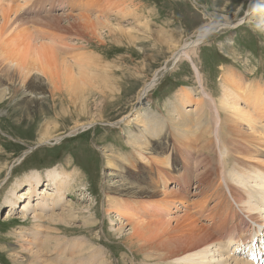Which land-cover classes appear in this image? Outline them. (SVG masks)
I'll return each instance as SVG.
<instances>
[{"label":"rangeland","instance_id":"rangeland-1","mask_svg":"<svg viewBox=\"0 0 264 264\" xmlns=\"http://www.w3.org/2000/svg\"><path fill=\"white\" fill-rule=\"evenodd\" d=\"M13 1L17 2V0ZM22 1L19 0L21 3ZM64 1L66 4L67 0ZM109 1L68 0L73 7L67 6L51 13V15L59 14L64 17L63 19L66 15L78 17L81 14L90 15L92 19L103 14L101 16L103 18L104 13H107L113 22L126 27L134 25L137 27L128 35L115 31L109 34L108 29H100L98 32L100 35L90 40H86L87 38L78 40L75 35L70 34H66L65 38L62 37L66 42L86 47L84 51L91 59L78 60H83L86 65L83 72L98 76L96 86L81 90L83 93L74 92L75 88L82 89L79 75H76L77 81L73 85L69 83L71 73L61 75L54 70L50 71V76L56 80L65 76V82L62 78V87L58 84L61 89L60 98L54 97L55 102L48 99L49 108L46 113L37 112L26 116L23 110L28 105L27 100L30 96L22 98L18 93L13 100L6 99V103H0V264H28L25 260L26 254L23 252L18 254L13 248L23 237L18 232L29 231L30 233L24 235L29 241L32 239V233L39 231L32 214L41 205L39 202L41 196L48 197L53 193V186L47 184L50 173L53 172L63 176L65 184H67V176H73L75 179L72 183L74 188L69 187L64 190L59 206L66 210L70 203L75 213L85 208H91L95 213V220L90 223L87 214L81 212L80 219L72 222L70 232L62 236L65 235L67 241L75 242L79 239L84 242L88 238L92 239V244L99 247L107 256L109 264H126V262L142 264V256L139 252L136 254L137 257L132 256L130 245L125 240V237L130 236L132 232V223L125 225L122 233L115 231L120 222H125L126 218L121 216V209L118 210L108 204L106 192L112 185L108 181L119 180L120 184H124L121 186L123 187L121 192L111 187L115 192L111 193L110 198L115 201L135 200L144 204L146 198L142 200L143 197L139 194V197L128 195L129 188L124 189L131 185L134 187L141 185L140 176L151 175L156 178V164L160 166L165 164L163 168L167 172L178 174L179 171L168 161L172 150L175 151L173 157L176 163L182 160L181 149L176 145L178 135H173L169 128L165 131L167 132L165 135L161 134L157 127L152 126L154 121L159 124L172 115L174 99L179 90L193 88L197 91L199 85L196 82L195 65L203 75L206 87L216 99L222 94L224 79L227 76L228 79L230 77L233 82L239 84L238 90L241 92H245L246 86L252 81L254 90L248 99L254 100L256 104V99L260 102L264 101V0ZM25 15L29 18L28 26L32 28L31 30L36 29L45 38L48 37L51 32L47 31V34L35 28L34 18H38L36 15L33 13ZM240 20L241 22L238 23ZM65 22L66 19L63 20V23ZM226 22L238 24L222 25ZM42 28L45 31L53 30ZM206 28L209 31L205 39L193 49L192 57L195 64L187 59L174 61V52L186 41L195 40L194 35L197 30ZM53 32L59 34L58 31L53 30ZM70 61L74 62L71 59ZM97 64L100 72L94 67ZM71 69V72L81 71L76 67ZM34 73L36 77L42 78L37 69ZM154 78L156 81L148 93L147 104L139 105V96L143 87ZM16 89L19 91V88ZM254 93L256 98L253 96ZM190 95V99L195 100L198 94L193 92ZM248 99L245 98L246 101ZM191 104L185 102V108L193 107L194 105ZM242 105L246 104L243 102ZM251 112V115L258 120L260 114L256 108L252 106ZM140 113L148 114L152 121L151 125L147 124L153 131V134L150 133L153 135V141L150 139V134L137 131L134 119L136 115H141ZM47 122L53 132L48 137L45 136ZM81 124L86 127H80ZM130 131L134 132L135 137L141 134L146 137L144 140L146 144L143 145L149 144L147 146L149 151L143 154V159L133 146ZM192 147L191 143L187 148V152L190 151L188 157L192 153L196 156V151H192ZM103 151L115 154L113 160L119 166L117 169L119 177H108V174L115 171L108 168L106 154H103ZM118 157L128 162L122 164ZM196 158L203 160V157L196 156ZM53 167L54 170L51 171ZM184 167L189 169L191 165L187 162ZM62 171L65 173L63 174ZM194 175V173L187 174L185 177H191L192 180ZM36 177L41 182H37ZM175 177L174 175L173 179L166 181L169 187L175 184L173 183ZM193 179L191 185L194 192L198 179L196 177ZM28 189L34 194L30 201H25L27 196L22 197L20 194L27 192L28 195L30 193ZM14 191L15 196L21 197L18 203L12 205L13 198L10 195ZM152 200L150 202H155L156 199ZM199 202L207 205V187L202 189L199 196L188 195L182 208L190 205L189 208L192 209L194 204ZM34 203L37 204L35 209ZM22 206L25 209H22ZM12 207L17 210L12 211ZM256 209L259 215L262 208L256 206ZM22 213H27L28 216L24 218ZM137 213L138 211L133 214ZM84 220L87 222L84 223ZM199 220L207 224V219L201 217ZM46 224L48 223H45V226ZM79 248H76V251ZM90 249H87L84 258H91L88 257L92 255ZM43 250L44 256H41L39 264H67V257L66 260H59L58 255L50 251L49 247H43ZM76 256L75 259L81 258L79 254Z\"/></svg>","mask_w":264,"mask_h":264},{"label":"bare ground","instance_id":"bare-ground-1","mask_svg":"<svg viewBox=\"0 0 264 264\" xmlns=\"http://www.w3.org/2000/svg\"><path fill=\"white\" fill-rule=\"evenodd\" d=\"M47 1L23 0L21 3L18 0L17 2L0 0V103H6V99L13 100L17 93L22 98L30 96L27 100L28 105L23 110L26 116L37 112L46 113L49 108L48 99L55 102L54 97L60 98L59 86L62 87V78L65 82V76L56 80L50 76V71L55 70L61 75L71 73V80L68 81L73 85L77 81L76 75H79L82 89L75 88L74 92L83 93L82 91L86 88L96 86L98 83V76L83 72L86 65L82 62L83 60H78L91 59L90 55L84 51L86 47L64 41L66 34L75 35L78 40L85 38L90 40L100 35L98 34L100 29H108L109 34L115 31L124 35L132 34V30L137 29L135 25L126 27L113 22L107 13H104L103 18L102 14L94 19L85 14L78 17L66 15V22L63 23L65 19L59 14L40 15V12L50 8H61L65 5V1L53 2L50 8H47ZM32 12L38 16L34 18L35 28L43 33L58 31L57 33L61 36L53 32L52 35L47 33L48 37L45 38L36 29L31 30L32 28L28 26L29 18H26L25 14ZM240 22L241 20L238 21ZM238 23L226 22L222 25L236 26ZM42 27L53 30L45 31ZM207 31H209L207 28L197 30L194 35L195 40L186 41L177 49L173 54V60L187 59L195 64L192 57L193 49L205 39ZM74 67L81 71L71 72V68ZM94 67L100 72L98 64ZM35 69L42 78L33 74ZM194 70L196 82L199 85L197 91L193 88L179 90L174 99L172 115L166 121H160L159 124L154 121L152 126L157 127L161 134L165 135L167 133L165 131L169 128L173 135H178L176 145H179L181 149L182 160L177 164L173 157L175 151L172 150L168 161L179 172L178 174L169 173L163 168L165 164L163 166L156 164V178L151 175L140 176L141 185L137 187L131 185L124 189L129 188L128 195L138 196L139 194L143 197L142 200L146 198L144 204L135 200L115 201L110 198L111 193L115 192L113 189L117 188L121 192L123 191L121 186L124 184H120L119 180L113 182L106 180L112 184L106 192L108 204L118 210L121 209V216L126 218V224L121 221L115 231L122 233L125 225L132 223V232L130 236L125 237V240L130 245L132 256L137 257V252L142 256V264H264L262 261L256 263L246 254H242V246L239 244L242 241H245L242 245L246 244L249 241L246 238H249L250 234L253 238L252 233L257 232L259 226L264 229V101L260 102L256 99L257 105L254 100L248 99L254 90L252 81L246 86L245 92H241L238 90L239 84L233 82L230 77L228 79L226 75L222 94L216 99L206 87L205 79L196 65ZM155 78L143 87L139 96V105L147 104L146 99L155 84ZM16 88H19V91ZM193 92L198 94L195 100L190 99V94ZM253 96L256 98L255 93ZM245 98L248 100L246 101ZM185 102L192 103L191 105L194 106L185 108ZM243 102L246 105H242ZM252 106L260 114L258 120L251 115ZM140 114L134 119L137 131L147 135L153 134L151 127L148 126L152 123L149 115ZM46 125L48 128L45 136L48 137L53 132L51 128L49 129V122ZM80 127H86V125L81 124ZM150 136L153 141V135L150 134ZM130 137L133 138L131 140L135 150L140 152L143 159V154L149 151L147 148L149 144L143 145L146 144L144 142L146 137L143 134L135 137L133 131H130ZM191 143L192 151H196V156L203 157V160L197 159L194 153L188 157L190 151L187 152V148ZM106 152L103 151V154H106L107 166L115 171L108 174V177H119V170L117 171L119 166L113 160L115 154ZM118 159L122 164L128 162L124 158L118 157ZM187 162L191 165L189 169L184 167ZM191 172L195 174L193 177L198 179L194 192L191 185L193 177L192 180L191 177H185L187 174H192ZM62 173L65 172L62 171ZM174 175L176 176L173 182L175 184L169 187L166 181L173 179ZM184 177L185 180H183ZM35 180L41 182L37 177ZM74 181L73 176H67V184H65V178L58 172L50 173L47 184L53 186V193L48 197L41 196L39 201L41 205L32 214L39 231L33 232L32 239L29 241L24 237L26 233H30L29 231L18 232L23 237L13 248L18 254L22 252L26 254L25 260L28 264H39L41 256H44L42 255L43 247H49L50 251L58 255L59 260H66L67 257V264H109L107 256L99 247L92 244V239L88 238L86 242L79 239L75 242L67 241L65 237L70 232L72 222L80 219L81 214L86 213L90 223L95 220V213L91 208L75 213L70 203L66 210L59 206L64 190L69 187L73 189ZM111 187L114 188L111 189ZM205 187H207V205L199 202V204L195 203L192 209L189 208L190 205L182 208L188 195L199 196ZM29 191L28 195H26L27 192L20 194L22 197L27 196L25 201L32 199L34 193L31 189ZM15 195V191L10 195L13 198L12 205L20 201L21 196ZM153 198L156 199L155 202H150ZM35 205L37 204L34 203V209ZM256 206L262 208L259 215L256 213ZM141 207H147V209H141ZM13 209L14 212L17 210L15 207L11 208L12 211ZM22 209L25 208L22 206ZM27 209L31 208L27 207ZM137 211V214H133ZM22 216L26 218L28 214L22 213ZM198 216L207 219V224L201 223ZM86 222L87 220H84V223ZM45 223L48 224L45 226ZM62 234L65 235L62 236ZM258 239L261 241L264 238L261 236ZM253 243L256 244V238ZM260 244L264 246V241ZM76 248L79 250L76 251ZM89 248L94 256L90 254L88 257L91 258L87 259L84 257ZM24 250L29 253L27 254ZM77 254L81 256L80 259H75Z\"/></svg>","mask_w":264,"mask_h":264}]
</instances>
